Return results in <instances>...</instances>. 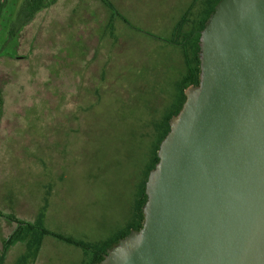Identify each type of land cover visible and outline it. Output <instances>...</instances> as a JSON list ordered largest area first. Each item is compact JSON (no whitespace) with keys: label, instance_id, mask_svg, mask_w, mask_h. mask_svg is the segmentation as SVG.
<instances>
[{"label":"rangeland","instance_id":"1","mask_svg":"<svg viewBox=\"0 0 264 264\" xmlns=\"http://www.w3.org/2000/svg\"><path fill=\"white\" fill-rule=\"evenodd\" d=\"M3 1L0 51L13 53L5 40L17 38L24 0ZM160 2H137L145 22L135 25L100 0H55L19 33L18 57H0V211L52 232L39 250L18 242L4 254L17 225L0 217V264H86L63 238L101 246L130 223L150 151L142 135L186 72L157 26ZM91 81L101 100H86Z\"/></svg>","mask_w":264,"mask_h":264},{"label":"water","instance_id":"2","mask_svg":"<svg viewBox=\"0 0 264 264\" xmlns=\"http://www.w3.org/2000/svg\"><path fill=\"white\" fill-rule=\"evenodd\" d=\"M199 46L142 228L98 264H264V0H220Z\"/></svg>","mask_w":264,"mask_h":264},{"label":"trees","instance_id":"3","mask_svg":"<svg viewBox=\"0 0 264 264\" xmlns=\"http://www.w3.org/2000/svg\"><path fill=\"white\" fill-rule=\"evenodd\" d=\"M107 8H109L113 15L112 19L120 18L122 19L125 23L128 24V21L126 18H124L120 12L116 9V7L113 5V3L110 0H100ZM220 0H218L212 12H214L216 5L218 4ZM55 3V0H24L22 3L19 11L17 12V22L19 23L13 28L14 34L17 33V38L12 41L11 38H8L5 40V48L13 42L14 44V52L10 53L6 50L0 51V57H10L12 59L17 58L18 56L16 55V49L18 47V35L21 32V30L29 24L35 16L43 11L44 9H47L50 7L52 4ZM4 1L0 4V17L3 13V8H4ZM206 24V23H205ZM205 24L203 28L205 27ZM200 36L201 32H198L197 35V40L195 43V48L193 51L188 52V48L185 49L186 52V72L183 75L182 79L176 84V89L173 91L172 98L164 107L160 108L158 110L159 112H156L153 110L154 114L151 117V121L148 123V128L145 130V133L142 135L143 139L148 141V145L146 148H149L150 151L147 152V155L145 156V169L141 173V178L139 180V185L137 189V193L133 202V207H132V217L130 223L127 225L126 229L122 231L119 235L112 237L109 239L107 242H104L101 246L100 245H84L78 242L71 241L70 239H65V241L72 243L78 247H81L85 249V251L89 254V260L87 261L86 264H98L100 263L103 259L107 251L112 248L119 240L125 238L130 234L131 231H138L142 228L143 225V220H144V214H143V207L147 201V194H146V182L148 180V176L153 170L157 163L159 162V157H158V150L160 147L161 142L163 139L166 137V135L170 131V120L172 117L178 115V113L181 111L183 104L186 101V94L185 91L187 88L190 86H197L199 84V79H200V59H199V52H200ZM172 42V41H171ZM174 43V42H172ZM105 76L106 74L103 73L98 79L100 83H103L105 81ZM92 88H88L89 93L91 94V97H86V100L89 101H98L102 99L100 89H97L94 87V83L91 81ZM52 86L55 87V90H58L52 83ZM53 96V95H52ZM53 97H57L58 101L57 104L61 105L62 104V96L58 90L56 92V95ZM61 101V102H60ZM122 97L119 95L118 96V105L121 107L123 102ZM1 106H2V101L0 99V113H1ZM50 111V110H49ZM48 111V112H49ZM72 113V112H71ZM33 114V113H32ZM72 115V119L75 120L76 117ZM43 116V115H42ZM69 116V115H68ZM78 118V116H77ZM51 117H47L46 122H50ZM48 122V123H49ZM0 217L6 218L8 221L15 223L16 229L13 231L12 235L5 241V246H4V251L3 253L8 250L9 246L12 244H16L18 242H28L32 241L31 247L34 246L37 250H39L40 245L42 244L43 236L45 235H50L52 232L46 229H40L41 223H35L31 224L29 222H25L22 220H19L15 214L10 213V214H4L2 211H0ZM37 231V232H35ZM40 234L35 236L36 234ZM57 237H60L56 235ZM3 263V259L1 261ZM84 264V263H83Z\"/></svg>","mask_w":264,"mask_h":264},{"label":"crops","instance_id":"4","mask_svg":"<svg viewBox=\"0 0 264 264\" xmlns=\"http://www.w3.org/2000/svg\"><path fill=\"white\" fill-rule=\"evenodd\" d=\"M116 9L132 24L145 22L141 17L143 11L133 10L137 2L143 0H110ZM218 0H161V11L157 15L158 28L169 35V39H174L176 48L183 50L180 59L186 63V52L193 51L197 40L198 32L204 28L214 8L213 2ZM145 24V23H144ZM206 25V24H205Z\"/></svg>","mask_w":264,"mask_h":264},{"label":"flooded vegetation","instance_id":"5","mask_svg":"<svg viewBox=\"0 0 264 264\" xmlns=\"http://www.w3.org/2000/svg\"><path fill=\"white\" fill-rule=\"evenodd\" d=\"M12 235V234H11Z\"/></svg>","mask_w":264,"mask_h":264}]
</instances>
